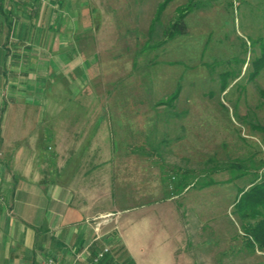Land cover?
Wrapping results in <instances>:
<instances>
[{"label":"rangeland","instance_id":"rangeland-1","mask_svg":"<svg viewBox=\"0 0 264 264\" xmlns=\"http://www.w3.org/2000/svg\"><path fill=\"white\" fill-rule=\"evenodd\" d=\"M67 1L54 11L67 26L78 15L72 40L95 67L51 78L87 79L83 98L57 84L67 97L45 102L99 110L103 264H264L233 213L264 171V0H171L160 14L164 0ZM188 3L186 33L167 38Z\"/></svg>","mask_w":264,"mask_h":264},{"label":"crops","instance_id":"crops-1","mask_svg":"<svg viewBox=\"0 0 264 264\" xmlns=\"http://www.w3.org/2000/svg\"><path fill=\"white\" fill-rule=\"evenodd\" d=\"M65 1L0 0V264H86L100 251L98 221L110 213L100 202V163L109 160L96 151L99 110L45 102L66 96L57 84L83 98L87 79L51 78L95 67L72 40L78 15L68 28L67 15L54 11ZM117 237L131 259L119 229Z\"/></svg>","mask_w":264,"mask_h":264},{"label":"trees","instance_id":"trees-1","mask_svg":"<svg viewBox=\"0 0 264 264\" xmlns=\"http://www.w3.org/2000/svg\"><path fill=\"white\" fill-rule=\"evenodd\" d=\"M170 1L171 0H164L159 5L157 14H160L162 9H164ZM190 9L191 6L189 3L184 7L176 9V20L169 25L165 32V36L167 38H172L174 35H184L186 33V25L183 19ZM259 43V55L252 60L254 74L264 69V39L260 40ZM174 96L175 95L172 94L169 97V100H171ZM236 168L238 169L239 166L232 165V171ZM242 175H245L244 171L235 175V177ZM183 180L185 179L179 181L176 187L180 188L184 183ZM248 186L249 187L247 189H241L238 192L233 203V213L238 216L244 235L253 242L258 250H262L264 249V171L260 174V176L252 179L248 183ZM106 256L107 253L104 255L99 264L105 263L104 260L106 259Z\"/></svg>","mask_w":264,"mask_h":264},{"label":"built area","instance_id":"built-area-1","mask_svg":"<svg viewBox=\"0 0 264 264\" xmlns=\"http://www.w3.org/2000/svg\"><path fill=\"white\" fill-rule=\"evenodd\" d=\"M108 252V248H103L101 251L97 252L95 256L86 264H99L104 255ZM48 264H60L59 262H55L53 260H48ZM71 264V263H69Z\"/></svg>","mask_w":264,"mask_h":264}]
</instances>
